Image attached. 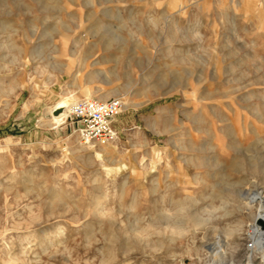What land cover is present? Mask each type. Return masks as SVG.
Returning <instances> with one entry per match:
<instances>
[{
	"label": "rangeland",
	"instance_id": "obj_1",
	"mask_svg": "<svg viewBox=\"0 0 264 264\" xmlns=\"http://www.w3.org/2000/svg\"><path fill=\"white\" fill-rule=\"evenodd\" d=\"M255 191L264 0H0V264H264Z\"/></svg>",
	"mask_w": 264,
	"mask_h": 264
},
{
	"label": "built area",
	"instance_id": "obj_2",
	"mask_svg": "<svg viewBox=\"0 0 264 264\" xmlns=\"http://www.w3.org/2000/svg\"><path fill=\"white\" fill-rule=\"evenodd\" d=\"M123 109L122 98L100 100L94 97L79 100L70 113L80 122L79 133L83 142L105 144L116 137L113 122Z\"/></svg>",
	"mask_w": 264,
	"mask_h": 264
},
{
	"label": "bare ground",
	"instance_id": "obj_3",
	"mask_svg": "<svg viewBox=\"0 0 264 264\" xmlns=\"http://www.w3.org/2000/svg\"><path fill=\"white\" fill-rule=\"evenodd\" d=\"M56 53V52H55ZM84 95H85V98H94V97H92V95H93V91H92V89L91 88H89V87H87L86 89H85V91H84ZM105 97H107L106 95H104V96H102V99H105ZM98 99V98H97ZM101 100V99H100ZM72 103V101H71V99H70V96H67L66 95V97H64V99H62V101H60L59 103H58V105L56 106V107H54V108H51L50 109V112H51V114H52V119L54 120V121H59L60 120V117L63 115V111L65 110V109H67V110H69V112H71V110H72V106L75 104V103H73V104H71ZM77 103V102H76ZM62 118V117H61ZM97 155H98V157H101L102 156V154L101 153H97ZM103 158V157H102ZM117 169V168H116ZM115 168L114 169H112V170H116ZM111 170V171H112ZM100 178H102V176H101V174H99L98 175V178H96V181L98 182V180L100 179ZM95 182V181H94ZM250 199H251V201H256V202H259V203H262L263 204V202H264V199H263V197H262V195H261V192H259V191H255L254 193H252L251 195H250V197H249ZM248 198V199H249ZM183 202V201H182ZM182 202H179L180 204H178V211L179 210H181L184 206H183V204H182ZM262 206V205H261ZM192 218V217H191ZM196 221H198L197 219H196ZM195 221V222H196ZM197 223V222H196ZM111 224V223H110ZM262 228H264V207H263V211L262 212H260L259 214H258V216L255 218V221H254V223L252 224V231L249 233V237H250V239H252V240H255L256 241V239L258 240V239H260V240H262L261 241V244L263 245V247H264V238H263V236H264V230L262 229ZM145 228H143L141 231L140 230H138V232H141V233H143V230H144ZM251 229V228H250ZM146 230V229H145ZM147 231V230H146ZM145 233V232H144ZM143 233V234H144ZM263 258H264V255H263Z\"/></svg>",
	"mask_w": 264,
	"mask_h": 264
}]
</instances>
